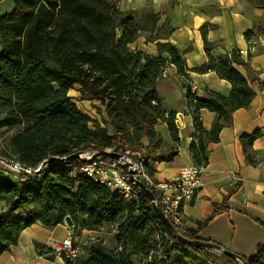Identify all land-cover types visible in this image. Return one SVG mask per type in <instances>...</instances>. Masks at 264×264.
<instances>
[{"label":"trees","instance_id":"trees-1","mask_svg":"<svg viewBox=\"0 0 264 264\" xmlns=\"http://www.w3.org/2000/svg\"><path fill=\"white\" fill-rule=\"evenodd\" d=\"M249 1L264 13V0ZM13 2L12 10H0V135L12 131L5 140L0 137L4 141H0V156L24 168L34 170L52 156L104 149L124 154L135 147L143 156H129L143 162L152 176L154 162L173 159L180 145L175 112L166 108L157 90L170 64L184 77L189 71H216L232 85L228 94L208 89L201 99L187 87V105L197 133L189 145L195 164L207 163L208 144L219 140L223 126L231 125L233 111L248 107L256 95L237 67L243 65L255 74L239 50L213 53L216 45L207 37L209 22L200 27L208 59L190 68L183 52L166 39L172 27L158 24L153 7L124 11L118 8V0ZM261 34L264 19L244 33L247 39ZM144 35L146 41L155 42L157 54L131 47ZM75 85L80 87V100L104 105L103 122L111 131L73 101L69 91ZM201 109L216 114L209 130L199 120ZM159 121L167 124L174 143L169 148L163 146L156 129ZM261 135L260 130L241 135L250 163H255L252 143ZM143 138H148L147 146ZM79 162L45 163L39 174H27L26 181L0 175V200L7 203L0 212V254L18 241L24 228L36 222L56 226L69 216L76 233L105 224L116 226L117 245L111 248L95 239L86 255L66 259L67 264H241L213 249L181 243L164 228L143 193L139 202L127 201L88 176H73V166ZM207 221H199L196 229L175 227L184 237L197 240L199 228ZM242 258L248 264H264V246L255 256Z\"/></svg>","mask_w":264,"mask_h":264},{"label":"crops","instance_id":"crops-1","mask_svg":"<svg viewBox=\"0 0 264 264\" xmlns=\"http://www.w3.org/2000/svg\"><path fill=\"white\" fill-rule=\"evenodd\" d=\"M2 4H5V10L1 9ZM117 5L124 11L153 7L159 14L158 24L172 27L166 39L183 52L190 68L202 65L208 59L200 31L205 22L211 24L207 37L216 45L214 54H224L233 49L245 52L242 58L255 74L248 73L243 65L237 67L248 77L256 95L248 107L233 111L231 125L223 126L219 140L208 144V161L203 165L202 184L195 189L192 198L184 203L182 213L187 228L196 229L199 221L208 220L198 230L202 240L221 245L241 257L255 256L264 246V35L247 39L244 33L263 23L262 8L249 0H118ZM13 7V0H0L2 12H8ZM250 44L254 51L249 50ZM133 45L137 49L157 54L155 42L146 41L145 36L139 37ZM166 72V76L158 80L157 90L166 108L175 112L180 145L173 159L154 162L152 177L158 181L171 180L183 167L193 164L189 145L197 133L194 117L187 105V87L194 83L197 87L195 94L199 99L207 96L208 89L223 94H228L232 89L231 83L213 70L203 73L189 71L188 77H184L170 64ZM79 89V85L70 89L74 90L72 96H80ZM83 112L88 114L86 110ZM216 118V114L208 109H201L199 113V120L208 130ZM156 129L162 135L165 148L174 145L166 122L159 121ZM255 130H260L262 135L252 143L255 163H250L243 149L241 135ZM142 144L147 146L148 138H143ZM6 209V201L0 200V212ZM106 226L113 227V246L107 245L100 236ZM67 228L66 223L45 226L40 222L24 228L18 241L0 254V264H67L66 259L45 247L49 239L64 238ZM69 228L76 243L83 248L81 255L88 253L90 242L95 239H101L111 248L117 245L114 225L105 224L98 230L82 229L77 233L72 225Z\"/></svg>","mask_w":264,"mask_h":264},{"label":"built area","instance_id":"built-area-1","mask_svg":"<svg viewBox=\"0 0 264 264\" xmlns=\"http://www.w3.org/2000/svg\"><path fill=\"white\" fill-rule=\"evenodd\" d=\"M249 50L254 51L252 44H250ZM240 53L245 52L240 51ZM166 73V70H164L163 77L166 76ZM196 89V85L192 83L190 85L191 92L196 93ZM95 153L90 151L80 152L77 159L82 162L73 166L71 174L73 176L76 174L88 176L94 181L105 184L111 190L118 192L123 199L139 202L142 191L134 182L129 180V169L132 168L135 171L134 177L143 181L154 192L156 204L161 208L165 216L174 225L186 228L182 207L185 202L192 198L195 189L202 184L203 165L193 163L183 167L175 178L158 181L145 170L143 162L133 160L129 156L132 153L129 149L125 150L124 159L121 163L112 158L108 159L104 155H95ZM59 162L64 166H70L69 160L60 158L52 163ZM16 163L20 168L0 161V175H8L18 180L26 181L28 178L27 174H39L45 165L40 164L33 170L22 167L18 162ZM46 248L69 260L76 259L83 252L82 246L74 240L73 232L69 226L64 238L49 239Z\"/></svg>","mask_w":264,"mask_h":264},{"label":"water","instance_id":"water-1","mask_svg":"<svg viewBox=\"0 0 264 264\" xmlns=\"http://www.w3.org/2000/svg\"><path fill=\"white\" fill-rule=\"evenodd\" d=\"M95 155L108 156L112 159L119 161L120 163L124 159V156L122 153L107 150V149H104L102 151H98L95 153ZM77 158H79V153H74V154H71L67 157H63L60 159L74 160ZM57 159H59V157L52 156L48 160L43 162L42 165H44L45 163H52ZM0 161H3L4 163H7L11 166H15V167L20 168L16 162H14L12 160L5 159L1 156H0ZM134 173H135V171L132 168H130L129 169V180L131 182H134L141 189L142 193L151 201L152 207H153L155 213L157 214V216L161 219V221L164 225V228L168 232L172 233L173 236L175 238H177L181 243L193 245L195 247L210 248V249H213V250H215L221 254H224L230 258H233V259L240 261L241 264H248L247 261H245L241 256H239L238 254L222 247L221 245H218V244L211 242V241L202 240V239L192 240V239L184 237L182 234H180L178 232V230L176 229L175 225L165 216V214L163 213L161 208L156 204V201H155L156 197H155L154 192L143 181L134 177ZM65 222L68 226H71L73 224V222L69 216L66 217Z\"/></svg>","mask_w":264,"mask_h":264},{"label":"rangeland","instance_id":"rangeland-1","mask_svg":"<svg viewBox=\"0 0 264 264\" xmlns=\"http://www.w3.org/2000/svg\"><path fill=\"white\" fill-rule=\"evenodd\" d=\"M1 9L5 10V4H2ZM131 47L134 49L137 48L136 45L135 46L131 45ZM72 93H74V90H71L69 92V94L71 96L73 95ZM72 97H73V101L80 107V109L82 111L86 110L90 116H92L93 118H96L95 121L99 122L102 125H106L108 127L109 131H111L112 127L108 123L104 124V122H103L104 105L101 104V102H99V101H94V102L84 101V102H82V100L79 99V97H80L79 95L78 96H72ZM11 133H12V131H5L3 134L0 135V137L1 138L4 137V140H5V138H8ZM130 140L132 141V139H130ZM0 141L4 142L2 140H0ZM1 149H3L2 146H0V150ZM129 150L132 151L131 155H135L136 158L143 156V153H144L142 150L135 148V147H130ZM134 160H135V158H134ZM112 230H113V227L106 226L103 229L102 233L100 234V236L102 235V239H105L107 242V245H109V246H113L115 243V240H114V237L112 234Z\"/></svg>","mask_w":264,"mask_h":264}]
</instances>
